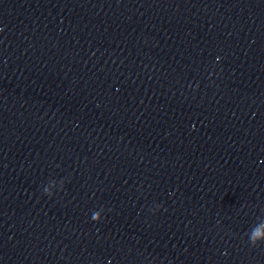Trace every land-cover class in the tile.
<instances>
[{"label":"water","instance_id":"obj_1","mask_svg":"<svg viewBox=\"0 0 264 264\" xmlns=\"http://www.w3.org/2000/svg\"><path fill=\"white\" fill-rule=\"evenodd\" d=\"M249 235L264 0H0V264H264Z\"/></svg>","mask_w":264,"mask_h":264},{"label":"clouds","instance_id":"obj_2","mask_svg":"<svg viewBox=\"0 0 264 264\" xmlns=\"http://www.w3.org/2000/svg\"><path fill=\"white\" fill-rule=\"evenodd\" d=\"M219 59V57L217 58ZM94 220H96V217H93ZM249 239L252 243H257L260 241H264V235H259V236H255V235H249Z\"/></svg>","mask_w":264,"mask_h":264}]
</instances>
